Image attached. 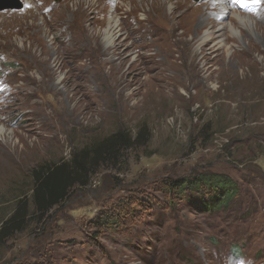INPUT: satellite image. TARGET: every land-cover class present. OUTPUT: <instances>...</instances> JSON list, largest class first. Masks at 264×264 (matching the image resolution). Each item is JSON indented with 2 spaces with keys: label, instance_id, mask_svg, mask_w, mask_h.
Returning <instances> with one entry per match:
<instances>
[{
  "label": "rangeland",
  "instance_id": "rangeland-1",
  "mask_svg": "<svg viewBox=\"0 0 264 264\" xmlns=\"http://www.w3.org/2000/svg\"><path fill=\"white\" fill-rule=\"evenodd\" d=\"M19 1L0 9V264H264V0H158V23L153 0ZM119 130L138 142L37 213L34 170ZM227 177L237 198L208 210L205 178Z\"/></svg>",
  "mask_w": 264,
  "mask_h": 264
},
{
  "label": "trees",
  "instance_id": "trees-1",
  "mask_svg": "<svg viewBox=\"0 0 264 264\" xmlns=\"http://www.w3.org/2000/svg\"><path fill=\"white\" fill-rule=\"evenodd\" d=\"M135 142H138V139H132L130 135L119 130L104 140L93 144L92 147L79 150L72 157L71 163L56 166L46 165L35 169L34 201L36 203V212L41 214L49 212L65 201L76 186H87L91 182L94 172L101 168L100 166L111 163L110 159L112 158L114 162L117 158V161H119V151L124 147L132 146ZM205 179L207 180L206 182L215 183L220 181L221 183V185L210 186L211 192L208 197L211 198L208 200L209 205L206 207L208 210L225 208L237 198V185L235 186L228 177L214 180ZM168 184L170 186L169 189L176 191L175 193L183 194L185 187L187 188L192 183L183 179L181 181L170 180ZM19 215L20 212L15 213L6 222L4 229L8 230L10 224L17 221Z\"/></svg>",
  "mask_w": 264,
  "mask_h": 264
},
{
  "label": "bare ground",
  "instance_id": "bare-ground-1",
  "mask_svg": "<svg viewBox=\"0 0 264 264\" xmlns=\"http://www.w3.org/2000/svg\"><path fill=\"white\" fill-rule=\"evenodd\" d=\"M146 1L147 0H141L140 1V3H141V6H144L145 5V3H146ZM83 2V1H82ZM81 1L79 2H76L75 4H74V7H75V9L73 10V11H77L75 14H78V13H80L79 12V10H81V9H83V8H81V6H82V3ZM86 3V2H85ZM97 3L98 4H100V0H93L91 3H89L90 5V7H91V9H93L94 11L93 12H95V10L97 9ZM166 4H167V2H165ZM120 4L122 5V6H127V7H129V6H131L130 7V9L129 10H135V9H137V7L136 6H138V4H135L134 3V1L133 0H128V5H127V1H124V0H121V2H120ZM63 5V4H62ZM226 5V4H225ZM64 6V5H63ZM148 6H149V8H150V11L153 13V12H155V13H153L152 14V16H153V19H155L156 20V22L155 23H158V18H164V16H162V14H158L161 10H163L164 8H165V4L163 3V2H161V1H158V0H153L152 2H151V4H148ZM50 7V6H49ZM90 12V11H89ZM97 12V11H96ZM48 13V12H47ZM158 15V16H157ZM148 17V18H147ZM146 18H143V20H147L148 21V23H149V20H150V18H151V16H150V14L147 16ZM150 17V18H149ZM234 22H236V23H238L239 21H242V22H248V16H242V15H238V14H235V16H234ZM67 26H69V25H67ZM119 26H120V23H119V19L118 18H116V17H110L109 19H108V21H107V27L103 30V39L106 41V42H108V44H112L113 42H114V40H115V37H116V35H118V31H119ZM71 36V35H70ZM72 37V36H71ZM196 37V36H195ZM193 37V40L195 41V39L196 38H198V37ZM181 39V38H180ZM179 39V40H180ZM155 40V39H154ZM156 40L158 41V42H162V45L160 46V50H158V51H163V53L165 54V55H170V56H173V54H172V50H171V48L170 47H167V45H166V42H167V40L165 41V39H163V37H158V38H156ZM178 40V39H177ZM176 40V41H177ZM197 40V42H199L200 44H203V43H206V42H208V41H213V37H212V35H211V33L209 32V31H207L206 33H205V35L204 36H202V37H200V38H198V39H196ZM191 42V41H190ZM150 43V42H149ZM152 43V42H151ZM167 43H169V42H167ZM178 43V42H177ZM170 44V43H169ZM171 45H173V44H171ZM216 45H219L220 47H222V46H225L224 44H223V42L222 41H218L217 43H216ZM157 46V45H156ZM159 47V45L157 46V48ZM157 48H156V50H157ZM164 49V50H163ZM173 49V48H172ZM174 50V49H173ZM157 51V52H158ZM195 51V50H194ZM156 53V52H155ZM191 57V56H190ZM192 61V60H191ZM173 63H175V61H173L172 62V66H173ZM175 68H176V66H175ZM3 129L1 128V131H2Z\"/></svg>",
  "mask_w": 264,
  "mask_h": 264
},
{
  "label": "water",
  "instance_id": "water-1",
  "mask_svg": "<svg viewBox=\"0 0 264 264\" xmlns=\"http://www.w3.org/2000/svg\"><path fill=\"white\" fill-rule=\"evenodd\" d=\"M13 1V0H12ZM22 7V3L19 0H14L11 3H6L4 5H0V9H7V8H20Z\"/></svg>",
  "mask_w": 264,
  "mask_h": 264
},
{
  "label": "snow or ice",
  "instance_id": "snow-or-ice-1",
  "mask_svg": "<svg viewBox=\"0 0 264 264\" xmlns=\"http://www.w3.org/2000/svg\"><path fill=\"white\" fill-rule=\"evenodd\" d=\"M28 7H31V5H27Z\"/></svg>",
  "mask_w": 264,
  "mask_h": 264
}]
</instances>
